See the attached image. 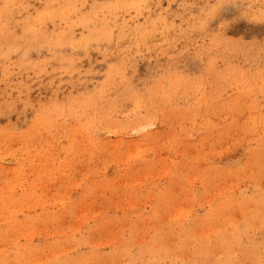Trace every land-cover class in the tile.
<instances>
[{
    "label": "rangeland",
    "instance_id": "obj_1",
    "mask_svg": "<svg viewBox=\"0 0 264 264\" xmlns=\"http://www.w3.org/2000/svg\"><path fill=\"white\" fill-rule=\"evenodd\" d=\"M116 263L264 264V0H0V264Z\"/></svg>",
    "mask_w": 264,
    "mask_h": 264
},
{
    "label": "bare ground",
    "instance_id": "obj_2",
    "mask_svg": "<svg viewBox=\"0 0 264 264\" xmlns=\"http://www.w3.org/2000/svg\"><path fill=\"white\" fill-rule=\"evenodd\" d=\"M184 145V144H183ZM180 154V153H179ZM128 157V156H127ZM145 176V175H144ZM156 177V176H155ZM232 178V177H231ZM225 186V185H224ZM223 187V186H222ZM176 188V187H175ZM231 188V187H230ZM190 193V192H189ZM181 202V201H180ZM187 206V205H186ZM100 207V206H99ZM177 214V213H176ZM241 216V215H240ZM81 221V220H80ZM106 221V220H105ZM209 232V231H208ZM202 233V232H201ZM118 242V241H117ZM174 255V254H173ZM172 255V256H173ZM250 255V254H249ZM117 264V263H116Z\"/></svg>",
    "mask_w": 264,
    "mask_h": 264
}]
</instances>
